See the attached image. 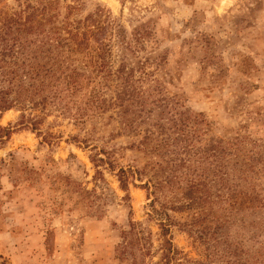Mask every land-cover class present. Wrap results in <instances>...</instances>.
I'll return each mask as SVG.
<instances>
[{
	"label": "rangeland",
	"instance_id": "1",
	"mask_svg": "<svg viewBox=\"0 0 264 264\" xmlns=\"http://www.w3.org/2000/svg\"><path fill=\"white\" fill-rule=\"evenodd\" d=\"M52 3L60 21L72 7L71 19L102 11L111 76L97 77L105 102L84 124L53 108L30 112L43 118L34 131L20 129L16 109L0 115L14 129L0 143V264H164L147 180L163 182L166 198L192 180L211 201L166 211L170 264H264V0ZM16 5L1 0L0 14ZM219 164L225 185L213 182ZM228 186L257 207L224 202ZM131 222L144 255L140 244L119 254Z\"/></svg>",
	"mask_w": 264,
	"mask_h": 264
},
{
	"label": "trees",
	"instance_id": "2",
	"mask_svg": "<svg viewBox=\"0 0 264 264\" xmlns=\"http://www.w3.org/2000/svg\"><path fill=\"white\" fill-rule=\"evenodd\" d=\"M16 3L15 7L7 8L0 14V115L16 109L20 112V129L24 127L34 131L39 129L42 116H46L48 109L53 108L54 111L62 112V116H72L73 120L84 124L102 109L105 102L97 91L101 88V82L96 79L102 73L101 78L106 83L105 80L111 76L105 62L111 51L105 49L103 40L107 34L114 35L112 25L101 20L102 11L99 9L84 18L71 19L74 16L72 7L65 19L60 21L54 12L52 0H16ZM90 41L96 44L94 49ZM82 54L86 58H82ZM118 73L125 76L123 68ZM124 76L117 75L116 78L125 84L130 78ZM93 82L95 84L91 85ZM121 94L123 92L118 95V100H122ZM124 95L126 102L133 97L132 91ZM30 112H39L42 116L39 118ZM12 132V126H0V143L8 140ZM219 147L220 142L216 148ZM219 152L220 155H214L217 162L223 158L225 148H220ZM220 166L213 170V182L225 185L228 178L219 170ZM175 177L171 176L168 180ZM118 181L122 189L127 186L123 170L118 172ZM162 183L147 180L146 187H149L148 196L152 197L150 207L153 213L159 219H164L159 223L161 260L164 264H170L175 261L178 252L168 237L169 228L175 222L166 211L187 210L196 213L211 201L207 192L200 190L199 183L192 180H187L186 187L176 188V193L172 191L173 198H166L163 194ZM164 183L168 190L173 189L168 181ZM227 189L230 195L223 201L231 202V207L237 210L257 207L253 206L251 195L238 192L230 186ZM177 193L180 198L176 196ZM156 204L159 209L155 210L153 206ZM144 240L138 224L131 222L129 229L123 233L119 254H131L132 248L140 244L138 250L144 255L145 252L140 249ZM132 264H138L135 258Z\"/></svg>",
	"mask_w": 264,
	"mask_h": 264
}]
</instances>
